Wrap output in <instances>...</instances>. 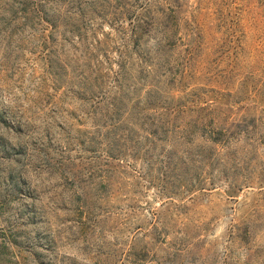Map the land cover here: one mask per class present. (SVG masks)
<instances>
[{
    "label": "rangeland",
    "instance_id": "rangeland-1",
    "mask_svg": "<svg viewBox=\"0 0 264 264\" xmlns=\"http://www.w3.org/2000/svg\"><path fill=\"white\" fill-rule=\"evenodd\" d=\"M0 264H264V0H0Z\"/></svg>",
    "mask_w": 264,
    "mask_h": 264
}]
</instances>
